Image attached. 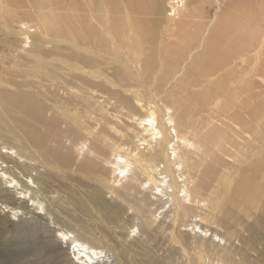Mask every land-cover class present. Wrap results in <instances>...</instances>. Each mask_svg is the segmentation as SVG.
Listing matches in <instances>:
<instances>
[{
    "label": "bare ground",
    "instance_id": "bare-ground-1",
    "mask_svg": "<svg viewBox=\"0 0 264 264\" xmlns=\"http://www.w3.org/2000/svg\"><path fill=\"white\" fill-rule=\"evenodd\" d=\"M24 1L0 0V204L63 217L41 242L0 216L3 263L264 264V0Z\"/></svg>",
    "mask_w": 264,
    "mask_h": 264
},
{
    "label": "rangeland",
    "instance_id": "rangeland-1",
    "mask_svg": "<svg viewBox=\"0 0 264 264\" xmlns=\"http://www.w3.org/2000/svg\"><path fill=\"white\" fill-rule=\"evenodd\" d=\"M230 0H221V5L217 4V3H213L209 6H207V15L208 18H214L219 12L220 10H225V8L228 6ZM27 2V4H26ZM24 6L27 7L26 9L33 11L35 9V3L33 1H24ZM20 7H22L21 5H18ZM167 8V7H166ZM24 10V9H23ZM168 10V8H167ZM14 12L15 14L19 15V17H21V13H22V9L20 12V8H15V9H11L10 13ZM1 22V20H0ZM9 22V21H8ZM4 24V23H2ZM1 28H3V25H0V38L1 39H5L6 37V32L1 31ZM36 28H32V30H35ZM38 33H40V30H36ZM43 171H45L44 169H40L38 172H35L34 175L36 174H42L44 173ZM1 177V174H0ZM37 189V187H36ZM12 191H15V188L11 189ZM56 196V195H55ZM52 196V197H55ZM57 197V196H56ZM107 198H110V195L107 196ZM49 202H45L43 201V206H41L42 209H39L38 206H30V208H27L25 205L24 206H19V209H11L10 208H6L5 205L0 204V216L2 217H6V221H7V226L8 227H12L13 224H21L24 222H32V223H36L39 227L40 230V234L38 235V239L41 242H45L51 239H55V236L58 233V230H60L62 228L61 225L55 224V219L57 218H62L63 216H61V214L59 213L58 209H55L52 212V215L49 217V219L47 218L46 215V211L45 209H47ZM24 208V209H23ZM132 212H128V215L125 217L126 219H128L131 216ZM60 215V216H59ZM46 217V218H45ZM160 220H162V217L160 218ZM164 220H162L163 222ZM54 222V223H53ZM160 223V221L158 222ZM167 224H169V222H166ZM12 225V226H11ZM3 227L2 225H0V228ZM36 228V227H35ZM76 233H79L78 231H76ZM142 233H139V230H136L134 234H131L132 237H127L128 239H132V238H139L140 235ZM67 243V242H66ZM66 243H62V250L60 251V253L63 255V253L67 254V257H62L61 259H59L58 264H69L68 260H69V255H68V248H67V244ZM156 244V243H155ZM154 244V245H155ZM61 247V246H60ZM154 248H152L153 250ZM156 249L153 250V252ZM59 253V254H60ZM155 253H157V251H155ZM60 254V255H61ZM61 255V256H62ZM163 252L157 253L156 256L157 257H162ZM110 257H111V261L115 260V257L110 253ZM15 259H11V260H7L9 263H14ZM162 260V258H160ZM5 260V258L0 255V264H4L3 261ZM13 260V261H12Z\"/></svg>",
    "mask_w": 264,
    "mask_h": 264
}]
</instances>
